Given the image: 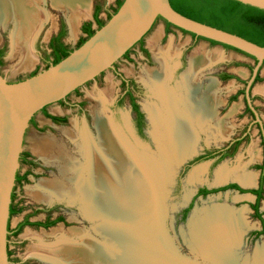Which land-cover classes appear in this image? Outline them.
I'll list each match as a JSON object with an SVG mask.
<instances>
[{
	"label": "rangeland",
	"instance_id": "374dc122",
	"mask_svg": "<svg viewBox=\"0 0 264 264\" xmlns=\"http://www.w3.org/2000/svg\"><path fill=\"white\" fill-rule=\"evenodd\" d=\"M73 2L76 3H74L73 6L76 8V11H73L74 9H58L53 6V0L39 1V6L40 9L43 10L44 17L36 35L30 42L29 52L31 56H33V63L29 66H20L19 62L23 53L21 51H13L14 41H12V36L14 24L11 21L2 23L4 26H0V47L4 46L6 53L0 64V75L8 81H17L29 76L35 70L38 71L43 69L46 65L44 57L46 50H48V41L51 36L59 30L62 23L66 26V34L63 37V41L70 48H74L79 39L85 36L81 30V25L84 22L90 21L94 29L97 27L92 18L94 6L96 4H102L107 8L115 6V0H88L90 8L84 0H75ZM83 11L86 13L84 14ZM73 14L78 15L80 19L78 30L76 29L74 34L68 26L69 22L67 23L70 16ZM99 18L106 20L107 12H105V10L100 12ZM6 24L7 26H5ZM164 27V21L159 19L143 37L144 47L152 52H150L151 56L149 58L146 57L137 44L130 50L128 58H121L115 63V70H106L95 79L81 86L78 91L69 94L66 102L50 104L46 106L45 110H40L34 115L26 130L23 146V152H27L29 158H31L34 163L20 160L18 168L19 180L14 186L15 196L13 204L22 206L23 209L10 216L9 229L13 230L16 225L23 220L26 214H30L29 220L31 222H43L47 218L53 220L57 216H61L62 220L49 227L24 225L18 234L13 235L10 233L8 248L10 251V262L12 264H54L50 260H45L44 254L38 253L37 250L32 249L39 243L40 246L53 245L54 242L56 243L59 241L62 233L65 234V236L67 235L65 237L66 242H73L68 241L71 238V231H74L73 229H78L76 231L80 232L82 230L81 233H83V236H86L85 238H96L98 242L103 240L102 234L96 230V227L102 225L103 219L101 217H89L84 213V209L82 208L83 202L76 193H71L75 190L74 177L69 176V173L62 174L60 172V166L63 165V161L58 159L60 155H67V160L72 161L79 158L80 161H83L76 146L81 142L82 138L80 137L86 132H89L94 138L97 135L93 116L95 111H98L102 116L107 115V117L111 119L115 130L130 144L134 152H139V155L149 156L157 160L162 158L157 151V147L155 149L156 140L154 139V142V137H152L154 132L152 121L153 127L147 120L144 137H140L136 133L133 124L134 114L128 101L126 100L125 103L119 107H114L113 103L115 98L120 94V78L116 74L118 73L124 77L135 79L140 86L141 91L136 94L135 98L141 109L142 106L144 110L146 109L145 104H158V100L155 99L151 85L146 81L147 78L143 79L148 70H162L148 42L157 31H160V35L157 37L156 47L165 48L168 46L171 47L173 52V55L167 61L169 69L171 68L170 82L168 81L169 86L178 88L184 73L189 69V57L195 51L201 50L208 53L215 51L219 54V58L211 62L205 69L203 68L200 74L201 79H203L201 94L204 95L208 92L209 82L216 86V98L219 101H217V105L220 106L218 114L216 110L214 118L215 120L219 119L218 121L222 120L224 126L228 128V131L224 135L218 132V134H212L211 136V134L206 133L208 130L207 125L204 124L205 127L204 125L197 127L196 151L201 152L205 147L227 144L230 139L244 134L245 131H249L248 140L242 141L232 155H229L220 162L213 163L208 160L203 161L197 165L195 164L186 171L178 167L174 174L169 176L168 181L167 177L171 168L169 167V169L165 170V173H161L162 178L160 181L162 180L164 194L161 193V195H163L158 202L161 212V221L162 218L164 220L163 227L165 228V235L174 247L189 258L187 260L192 262L190 264H224L225 262L226 264H258L257 259L261 257H263L261 259L263 263L261 262V264H264V235L255 234V231L261 229V222L253 216V210L250 204L254 202L255 197L249 192L250 189L257 186V179L259 176V169L256 165L259 164L262 159L260 136L258 127L255 124L256 120L245 109L244 96L240 93L246 86V81L251 75L255 60L228 47L213 44L208 40L201 38L195 40L192 38L191 34L178 28H170V32L164 37ZM222 72L228 73L231 77L228 79L221 78L220 74ZM259 77L260 79L254 81L250 87L252 93L251 104L256 110L260 123L264 125V93L261 90L259 91V88L264 86V63L260 66ZM213 78L219 83L217 84L215 80V83L212 82ZM239 90L240 92L238 93ZM234 95H236V98L232 99ZM79 103L82 104L81 108L78 107ZM145 111L149 114L147 109ZM47 113L65 116L66 120L63 123H53L50 121V118L46 116ZM146 113L144 112L147 118ZM41 140L49 141L45 159L35 153L32 147ZM252 146L258 150V157L256 158L251 157L252 155L249 153ZM154 150H156L155 152L157 153H155ZM53 158L55 159L53 160ZM223 165L227 166L229 169H233L240 165L244 167L246 171L256 173V181L247 186L241 185L233 178L217 181L216 174ZM197 170L198 176L192 178V174ZM24 174H26L25 178L22 179ZM53 180H59V182L66 184L65 188L68 189V194L60 197H40L37 188L39 189L44 186V184L53 182ZM229 183L239 184L242 191L231 188L220 189V187ZM200 187L216 189V191L197 196V190ZM189 197L191 199H189ZM190 203H192V205L186 218L181 219L182 210ZM214 206L228 207L232 210L234 216L242 218L244 223L247 224L240 232L239 240L232 243L228 248L229 262L225 256V258H221L224 263L208 258L209 253L195 240L196 237L191 224L187 226V221L192 209L197 207L192 213L193 216L194 214L196 215L197 212V214H201L202 211H209V209ZM259 210L264 217V190L259 202ZM159 221L160 219L158 217V222ZM237 222L236 220H232L233 225H239ZM155 226L156 223L154 222L151 227L153 228ZM55 230H58V235L55 234ZM162 242L164 243L163 246L165 245L164 248H170L165 236ZM108 252V255L112 257L113 254L117 252V249H108ZM177 261H179L178 264H184L186 262L184 260ZM172 262L175 263L174 261Z\"/></svg>",
	"mask_w": 264,
	"mask_h": 264
},
{
	"label": "bare ground",
	"instance_id": "6f19581e",
	"mask_svg": "<svg viewBox=\"0 0 264 264\" xmlns=\"http://www.w3.org/2000/svg\"><path fill=\"white\" fill-rule=\"evenodd\" d=\"M39 1L43 0H0V24L7 21L14 24L13 51L23 53L19 62L23 67L33 63V56L29 52L30 42L44 17ZM53 1L58 4L53 3L58 9L76 11L73 7L75 0ZM84 1L88 4V0ZM79 21L78 15L70 16L68 22L73 34L76 29L78 30ZM158 35L160 31H157L148 42L162 70H148L143 79L147 78L146 81L151 85L155 99L158 100V104H145V107L149 113L150 123L152 121L154 125L152 136L162 158L157 160L134 152L130 144L115 130L111 119L95 111L93 116L97 135L94 138L89 132H84L85 134L80 137L81 142L76 146L83 161L79 158L67 160V155H58V159L63 161L60 172L69 173V176L74 177L75 190L71 193H76L83 202L84 213L89 217L103 219L102 225L96 227L103 240L98 242L96 238H93L96 241L85 238L82 230L80 232L73 229L68 240L73 242H66L67 235L62 233L59 241L53 245L46 246L41 243L45 247L39 243V246L32 249L44 254L45 260H50L54 264H175L162 256V248L159 247L160 254L158 248L153 250L158 244L155 242L154 247L152 230L157 224L161 226L158 202L163 193L161 173L171 168L168 181L169 176L174 174L175 165L196 150L197 127L207 125L206 133L211 136L218 132L224 135L228 128L224 126L222 120L216 119V122L213 117V107L218 101L216 86L209 82L208 92L201 94L203 79L200 74L203 68L219 58V54L215 51L208 53L201 50L191 54L189 69L187 68L184 73L178 88H175L168 85L171 68L169 69L167 61L173 52L168 46L156 47ZM214 80L219 83L215 78L212 82ZM260 90L264 93V86H261ZM48 143L47 140L38 141L32 146L33 151L45 159ZM63 152L65 153L64 150ZM249 153L253 158L258 157V150L254 146ZM197 176L198 170L192 174V178ZM255 176L256 173L246 171L240 165L233 169L223 165L216 174V180L233 178L241 185L247 186L256 181ZM65 185L59 180H53L42 187L39 186L41 188H37V192L40 197H60L69 192ZM197 213L189 220L195 240L209 253L208 258L224 263L221 258L226 257L228 261L229 246L239 240L240 232L247 224L242 218L234 216L232 210L225 206H214L209 211ZM232 220L238 221L239 225H233ZM154 222L156 226L152 228ZM54 232L57 234L58 230ZM114 248L117 252L111 257L108 255V249ZM262 258L257 259L258 264H261Z\"/></svg>",
	"mask_w": 264,
	"mask_h": 264
},
{
	"label": "water",
	"instance_id": "95a60500",
	"mask_svg": "<svg viewBox=\"0 0 264 264\" xmlns=\"http://www.w3.org/2000/svg\"><path fill=\"white\" fill-rule=\"evenodd\" d=\"M237 1L264 9V0ZM88 5L90 8V3ZM158 18L189 34L215 41L222 46L228 45L256 59L244 92L256 121L260 122L251 104L250 87L264 61V46L235 33L187 17L176 11L169 0H123L116 12L101 27L95 28L91 36L57 63L50 64L33 75L17 81H8L0 75V264L11 263L8 256L11 196L16 183L26 130L32 118L45 106L64 100L76 89L106 70L114 68L115 63L150 31ZM142 110L146 113L143 106ZM147 120L150 123L148 115ZM198 154L196 150L193 151L179 161L174 170L178 167L183 169V166ZM194 209L190 213L187 226ZM163 226L162 218L161 226L157 224L152 230L154 235L152 242L154 247L156 243L158 244V247H155V250L158 248V254L162 251L164 258L177 264L179 263L177 260L189 259L170 243ZM164 236L170 246L168 249L163 246ZM159 247L162 248L161 251ZM190 263L192 262L187 260L184 264Z\"/></svg>",
	"mask_w": 264,
	"mask_h": 264
},
{
	"label": "trees",
	"instance_id": "16d2710c",
	"mask_svg": "<svg viewBox=\"0 0 264 264\" xmlns=\"http://www.w3.org/2000/svg\"><path fill=\"white\" fill-rule=\"evenodd\" d=\"M122 1L123 0H115V6H112L111 8L104 7V5L102 4H96L94 6L93 19L97 25L96 28L101 27L106 22V20L109 19L110 16L116 12L118 7L121 5ZM169 2L176 11H178L179 13L187 17H190L194 20L229 31L231 33H235L258 45L264 46V9H261V8H258V7L249 5V4H244L237 0H169ZM103 10L107 12L106 20H102L101 18H99V13L102 12ZM167 25L173 26L172 24L168 22H167ZM81 30L85 34V36L79 39L75 47H78L80 44H82L95 31V29L92 28V24L90 21L84 22L81 25ZM65 34H66V26L62 23L60 31H58V33L56 35H53L50 39L49 47L52 50L49 53H45V57H44V61L46 62L45 67L49 66L50 64L57 63L59 60L64 58L66 55H68L73 50V48H70L68 45H66L61 40L65 36ZM191 35L194 36L195 40L200 38L198 36H195L194 34H191ZM210 42L213 44H217V42L212 41V40H210ZM223 46L242 53L241 51L235 48H231L228 45H223ZM54 48H55V51H54ZM2 53H3V50L0 51V56ZM50 57H52V59ZM249 57L253 58L252 56H249ZM254 60L256 63V59ZM1 63L2 62L0 61V64ZM36 72L37 70L33 71L30 75H33ZM222 77L223 79H228L231 76L228 73H223ZM259 79H260L259 74H257L254 81H258ZM235 98H236V95L232 96V99H235ZM132 99H134V97H132ZM133 106L135 109H137L138 105L136 103H133ZM45 107L42 109L45 110ZM247 110L249 111V109ZM46 116L52 119V121L56 123L57 122L62 123V122H65L66 120L65 117L55 116V115H51L48 113L46 114ZM28 157H29V154L27 152H22L20 156V160L24 162L34 163ZM207 157L209 156L208 155H198L194 157L192 160H190L183 166V171L189 170L195 164L200 163L203 160H206ZM25 175L26 174L23 175L22 179L25 178ZM262 179H263V175L261 176L260 184L257 189L249 190V192L254 193L256 195V200L254 204L252 205V208L254 210V217L259 219L261 222V229L258 231H255V234H258V235L260 234L264 235V219L262 218V213L259 211V202L262 198V193H263ZM18 180H19V176L18 174H16V182ZM225 188H231V189L242 191V189L238 187V185L235 183L227 184L223 187H220V189H225ZM212 191H216V189H207L205 187H202L198 189L197 195H206ZM12 193L13 194L11 196L12 200L10 204V216L17 212H20L23 209L22 206H17L16 204H13L14 190ZM191 205L192 203H190L187 207H185L182 210L181 219L186 218ZM29 217H30V214L26 215L23 218V220L13 230L9 229V223H8V229H9L8 239H9L10 233L13 235L18 234V232L21 230V228L24 225H39L43 227H49L55 224L56 222L62 220V217L58 216L53 220L47 219L43 222L42 221L31 222L29 220ZM9 220H10V217H9ZM8 256L10 260L9 248H8Z\"/></svg>",
	"mask_w": 264,
	"mask_h": 264
},
{
	"label": "flooded vegetation",
	"instance_id": "af4514ba",
	"mask_svg": "<svg viewBox=\"0 0 264 264\" xmlns=\"http://www.w3.org/2000/svg\"><path fill=\"white\" fill-rule=\"evenodd\" d=\"M106 12V11H105ZM159 20V19H158ZM164 21V20H163ZM165 23V27H164V31H163V36L165 37L167 33L170 32V28H176L174 26H170V25H167V22L164 21ZM61 28V26H60ZM60 28L58 31H60ZM93 28V27H92ZM58 31L54 34L56 35L58 33ZM193 39L194 36L191 35ZM52 37V36H51ZM51 39V38H50ZM50 39L48 41V50H46V53H49L51 52V48L49 47V42H50ZM63 41V38L61 39ZM64 42V41H63ZM139 45V48L140 50L146 55L147 58H149L151 55H150V52L151 50H147L145 47H144V44H143V38L138 41L135 45ZM134 45V46H135ZM133 46V47H134ZM133 47L131 49H133ZM129 49L124 55L122 58H128L129 56V53H130V50ZM3 50V53L1 54L0 56V61L2 62L3 61V58L5 56V53H6V49L4 46H1L0 47V51ZM54 51H55V48H54ZM152 53V52H151ZM153 55V54H152ZM52 59V57H50ZM154 58V57H153ZM46 63V62H45ZM115 67L116 65H114V68L110 69V70H115ZM223 73L222 72L220 74V77L223 78ZM118 77L120 78V94L115 98L114 100V107H119L121 106L123 103H125V101L127 100L131 109H132V112L134 114V120H133V124H134V127H135V130H136V133L140 136V137H144V130H145V126H146V123H147V118L144 114V112L142 111V109L139 107L137 101H136V94L139 93L141 90H140V86L138 85V83L135 81V79L133 78H127V77H124L122 76L121 74H118ZM259 74V73H258ZM79 89V88H78ZM78 89L76 91H78ZM245 89V88H244ZM245 90L241 91L240 90L238 91V93H242L243 96H244V100H245V109H249V113L251 114L252 117L255 118L256 120V116L255 114L252 112V110L250 109L247 101H246V97H245ZM75 92V91H74ZM250 94H251V91H250ZM69 96V95H68ZM67 96V97H68ZM67 97L64 99V100H61V101H58V102H66L67 101ZM132 97H134V99H132ZM133 103H136L138 106H137V109L134 108L133 106ZM219 106L218 105L217 107H213L214 108V115L216 113V108H217V114H218V110H219ZM78 107L81 108L82 107V104L79 103L78 104ZM46 108V107H45ZM43 110V109H42ZM146 110V109H145ZM220 112V111H219ZM53 115V114H51ZM148 115V114H147ZM57 116V115H55ZM60 117H65V116H60ZM214 117V116H213ZM33 119V118H32ZM66 119V117H65ZM50 121H52V119H50ZM53 122V121H52ZM53 123H56V122H53ZM59 123V122H57ZM63 123V122H62ZM255 124L257 125L258 127V132H259V136H260V145H261V151H262V159H261V162L259 164L256 165V167L259 169V176H258V179H257V186L252 188V189H257L259 187V184H260V179H261V176L263 175V179H262V189L264 190V125L261 124L260 122L258 121H255ZM201 133V131H200ZM203 135V134H202ZM249 138V131H245L244 134L240 135V136H237V137H234L232 139H230L227 144H223L221 146H211V147H205L201 152H199L198 155H208L209 157H207L206 160H203V161H211L213 163L215 162H220L222 161L224 158L228 157L229 155H232L235 150L237 149V147L240 145V143L244 140H248ZM196 155V156H198ZM195 156V157H196ZM29 158V157H28ZM30 160H32L31 158H29ZM192 160V159H191ZM33 161V160H32ZM190 161V160H189ZM188 161V162H189ZM201 161V162H203ZM18 174V173H17ZM231 184V183H229ZM237 184V183H235ZM238 187H240L239 184H237ZM202 188V187H200ZM206 188V187H205ZM241 188V187H240ZM199 189V188H198ZM208 189V188H207ZM242 189V188H241ZM251 190V189H250ZM198 192V190H197ZM13 194V193H12ZM255 197V200H256V195L254 193H252ZM263 194V193H262ZM197 195V194H196ZM198 196V195H197ZM254 200V202H255ZM254 202H252L250 204V207L251 209L253 210L252 208V205L254 204ZM260 211V210H259ZM261 212V211H260ZM253 216H254V210H253ZM58 217V216H57ZM263 218V216H262ZM48 220H52V219H49L47 218ZM46 219V220H47ZM264 219V218H263ZM12 264V263H11Z\"/></svg>",
	"mask_w": 264,
	"mask_h": 264
},
{
	"label": "crops",
	"instance_id": "0c3cea01",
	"mask_svg": "<svg viewBox=\"0 0 264 264\" xmlns=\"http://www.w3.org/2000/svg\"><path fill=\"white\" fill-rule=\"evenodd\" d=\"M14 196H15V195H14ZM26 215H28V214H26ZM20 222H21V221H20ZM20 222H19V223H20ZM19 223H18V224H19ZM18 224H17V225H18ZM17 225H16V226H17Z\"/></svg>",
	"mask_w": 264,
	"mask_h": 264
}]
</instances>
